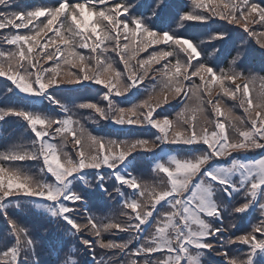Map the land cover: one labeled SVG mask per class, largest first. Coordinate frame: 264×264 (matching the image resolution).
Masks as SVG:
<instances>
[{"label": "snow or ice", "instance_id": "snow-or-ice-1", "mask_svg": "<svg viewBox=\"0 0 264 264\" xmlns=\"http://www.w3.org/2000/svg\"><path fill=\"white\" fill-rule=\"evenodd\" d=\"M12 3L13 0H0V8L6 9L0 12V30H16L11 31V34L8 32L0 34V43L13 46L14 49L7 55L0 53V77L10 80L22 92L31 95H41L54 85L77 84L90 80L103 85L108 90V94L103 97L106 101L109 100V96L124 95L131 87H137L146 79H157V75L166 77V80L162 81L163 88L159 93L152 92L143 103L132 108H114L110 101L107 111L93 103H86L80 107L93 110L101 119L112 118L119 125L151 126L161 134L158 139L162 143L203 144L210 149V156L205 155L194 161L175 160L173 167L160 165L157 173L164 174L161 176L163 187L142 185L136 179L117 175L118 184L139 192L137 200L125 205V208L135 213V215L123 213L128 217L126 223L110 222L98 227L95 222L97 218L87 216L86 223H77L69 216V213L76 209L67 206L60 207L58 214L63 216L77 233L88 229L90 235L100 237L102 231L118 229L133 233L132 238L138 239L143 231L142 225L152 217L156 206L172 198L168 215L157 219L150 238L145 240L139 249L126 253L127 264H143V261L138 260L137 257L150 256H156L154 264H182L189 247L213 251L217 246L203 241L210 240L217 233L222 232L223 228H210L203 217L220 218V208L211 201L208 188L200 186L193 192L189 185L210 158H224L233 152L264 148V95L250 96V84L254 82L255 77L241 75L233 69L228 72L221 71L219 74L214 73L211 68L204 66L206 62H197L198 47L191 41L176 38L174 34H158L150 31L140 20L128 16V8L123 3H116L115 0H83V2L61 0L55 8H39L26 13L8 10ZM163 3L164 0H156L152 9L153 15ZM193 3L198 7L202 6L200 0H193ZM122 16H127V20H122ZM41 17L45 19L40 20ZM211 17L248 31L257 44L264 48V6L258 5L253 0H221L219 10L213 9L210 15L190 14L185 15L183 20L203 23ZM256 25H259V28L255 27ZM21 29L28 31L20 32ZM49 32L53 35L46 42L39 43L38 38L48 36ZM222 38V34L213 37V39ZM108 42H112L111 48H101V45ZM58 44H63L65 47L61 48L57 46ZM162 44L168 45V48L157 49L147 58L137 59L140 52L147 51L153 45ZM50 47L54 51H48ZM36 48H40L41 51L34 55ZM76 48L89 49L91 53H97L98 48L101 52L109 50L115 52L123 64V72L117 71L107 57L102 59L100 55L84 56L75 51ZM181 52L184 53L183 60L180 56ZM170 57L174 58L175 63L169 60ZM161 60L167 63L153 69V62L160 64ZM235 60L234 58L231 63ZM49 61L53 62L54 66L45 67L44 65ZM132 61L136 63L133 64ZM71 68H78L79 71L72 72ZM109 72L112 76L107 75ZM150 73L152 75H149ZM204 74H207L208 79H205ZM125 76L129 82L127 87L122 83V78ZM193 77H198L200 82L197 83ZM226 80L231 81L234 87L225 86ZM186 81L191 83L186 84ZM238 81L244 82L238 83ZM215 82H219L224 96L238 101L244 117L233 115L230 108L221 111V100L212 98L211 86ZM202 94H206L207 99H203ZM191 97L201 100V106L198 108L200 113L205 111L203 105H207L216 115L217 119L210 121L215 125L211 131L203 125H198L195 122V115L191 118L186 115L190 111H196L191 109L187 102ZM178 98L182 100L184 107L175 120L155 118L157 109ZM7 115L23 117L29 123L37 141L40 142L39 158L42 159L47 171L64 188L67 187L66 181L74 173H79L83 169L101 167L115 170L131 153L138 150L151 151L155 146L143 140L125 143L93 137L78 120L71 117L46 120L11 110L4 113V116ZM4 116H0V119ZM221 116L230 125L233 121H239L244 125L243 128H236L239 139H232L226 133L225 123L219 120ZM57 134L64 135L65 143L69 135L72 137L76 162L68 157L62 146L58 148L52 143L43 142L45 137L55 140ZM37 158L33 155L17 154L0 157V198L23 194L54 202L63 195L69 204L78 203L80 198L77 194H64L60 189L44 185L37 187L29 177L22 176L6 166L7 162ZM236 167L243 168L249 177L253 175L257 177L247 191V195L254 199L259 188L264 186V159L255 165H236ZM212 179L215 180L216 177ZM228 187L225 186L226 193ZM248 207L249 204L245 203L235 211L243 213ZM82 243L94 252L95 245L92 241H82ZM227 243L248 245L251 252L244 264H256L255 254L257 251L264 252V222L258 224L252 233L241 235ZM96 244L105 249H119L121 252L127 248L126 244L105 243L100 239L96 240ZM216 254L225 258V264H236L227 252L219 251ZM93 258L95 259V256ZM15 260V252L5 253V259L0 261V264H12Z\"/></svg>", "mask_w": 264, "mask_h": 264}, {"label": "trees", "instance_id": "trees-1", "mask_svg": "<svg viewBox=\"0 0 264 264\" xmlns=\"http://www.w3.org/2000/svg\"><path fill=\"white\" fill-rule=\"evenodd\" d=\"M80 2H83V0H80ZM115 2L123 3L128 8L129 16L134 20H140L150 31L158 34L167 32L169 35L174 34L176 38L190 40L194 46L198 47L200 58L197 62H206L204 66L211 68L216 74L233 69L241 75L255 77L254 82L250 84L251 96L264 95V48H261L257 44L248 31L215 17L208 18L203 23L183 20L185 15L190 14L210 15L213 9L219 10L221 0H200L201 7L193 3V0H164L161 7L156 10L155 15H153L152 9L155 6L156 0H115ZM253 2L264 6V0H253ZM48 3L47 0H13L8 10L26 13L30 10L47 8ZM58 5L59 3L54 4L52 8ZM4 11L6 9L0 8V12ZM44 19L40 18V20ZM35 23H39V21H35ZM255 27L259 28V25ZM11 31L16 30L4 29L0 30V34L4 32L11 34ZM19 31L26 33L28 30L21 29ZM221 34L223 36L222 39H213L214 36ZM52 35L53 33L49 32L48 36L38 38L39 43L46 42ZM92 39L94 40L95 37L93 36ZM57 46L61 48L65 47L63 44H58ZM112 46V42H108L102 45V48H111ZM12 48L13 46L0 43V53L5 55L10 54L14 50ZM161 48H168V45H153L147 51L140 52L137 59L147 58L151 52ZM177 50L179 51L178 48ZM40 51V48H36L34 55ZM48 51H54V49L50 47ZM75 51L84 56L100 55L102 59L107 57L108 60L112 61L113 67L117 71L123 72V64L120 62L119 56L111 50L101 52V50L97 49V53H91L89 49L76 48ZM180 56L183 60L184 53L181 52ZM234 58L236 59L235 62L231 63ZM169 60L175 63L174 58L170 57ZM91 63L94 64L95 61H91ZM132 63L135 64L136 61H132ZM164 63H167V61L161 60L160 64L153 62L152 68H160L161 64ZM50 65L54 66L53 62L49 61L44 66L48 67ZM70 70L72 72L79 71L78 68H71ZM107 75L112 76V73L109 72ZM149 75H152V73ZM204 75L205 79H208L207 74ZM193 79L197 83L200 82L198 77H193ZM165 80L166 77L163 76L157 77L155 81L146 79L142 84L137 86L142 87L141 92H139L138 88L131 87L129 91L121 95L124 97V101L118 102L115 100V96H109V100H104L103 97L108 94V90L103 85L90 80L77 84L54 85L45 90L41 95H31L22 92L10 80L0 77V116H4V113L11 110L24 112L31 116H39L46 120L71 117L74 120H78L81 126L93 137L125 143H133L140 140L147 141L155 145L152 150H155L159 155L157 161L152 163L150 151H135L115 170L109 167L84 169L89 170V172L83 174L87 189L78 178L82 174V171L74 173L69 177L66 181L67 187L64 188L47 171L42 159L39 158L40 142L37 141L29 123L23 117L4 116L3 119H0V157L13 154L38 157L32 160L7 162L6 166L12 171L19 172L22 176L29 177L37 187L44 185L60 189L64 194H77L80 199L78 203L72 205L64 199L63 195L53 202L41 197L19 194L18 196H21L19 198V205L16 207L12 206L9 210L0 214V261L5 259V253L15 252L18 264H89L90 259H93V264H127L126 253L139 249L144 244V241L150 238V233L157 219L168 215L172 198L156 206L157 214L155 215L153 225L139 246L135 244L136 239L132 238L133 233L119 231L118 229L102 231L100 237L90 235L88 229H85L82 233H77L66 222L64 217L57 215L56 212L59 211L60 207L65 206L76 209V211L69 213V216L77 223H86L87 212L92 218H97L95 222L98 227L110 222L126 223L128 222V217L123 215V213L127 212L131 215H135V213L131 209L125 208V205L133 200H137L139 192L136 194L135 199H132L127 193L128 187L117 183V175L124 178L131 177L141 182L142 185L160 187L161 176L164 175L157 173L160 165L173 167V161L175 160L194 161L205 155L210 156V149L207 145L162 143L158 139L161 134L151 126L135 127L119 125L112 118L101 119L93 110L80 107V105L86 103H93L107 111L110 101L114 108H132L143 103L152 92L156 91V93H159L163 88L162 81ZM83 83H90V85L82 87ZM122 83L126 87L128 86L129 82L126 76L122 78ZM185 83L190 84L191 81H186ZM224 83L225 86L234 87L230 81L226 80ZM62 86H68V89L62 88ZM211 87L212 98L214 100L220 99L222 102L221 111L230 108L233 115L244 117L243 109L239 107L238 101L224 96L219 82L213 83ZM52 88L55 90H51ZM132 89H134L133 94L130 93ZM48 94L52 95L55 102L48 98ZM189 96H191L190 93ZM202 98L207 99L206 94H202ZM172 101L169 103H172ZM187 102L190 108L196 111H190L186 115L189 118L195 115V122L198 125L207 127L211 131L215 125L214 123H210V121H215L217 117L210 106L203 105L205 111L200 113L198 111V108L201 106L200 99L191 97ZM183 107L184 103L177 110H173L166 116L169 120H175L177 114L183 110ZM60 109L65 110L67 114H61ZM165 112H168V110L166 109ZM155 118L163 119L165 117H163L162 113H157L155 114ZM219 120L225 123L226 133L232 139L240 138L236 128H243L244 125H241L239 121H233L230 125L228 121L224 120L223 116L219 117ZM182 127L184 126L182 125ZM43 142L52 143L58 148L62 146V150L68 154V157L76 162V153L73 151L72 140L69 136L67 143H65L64 135L61 134H57L55 140L45 137ZM261 150H264V148L233 152L224 158H210L207 165L200 170L189 185L193 192L196 187L200 186L209 189L211 201L220 208L222 222L219 224L215 217L205 216L203 219L212 229L222 227L227 231V235L218 234L208 241L215 246L222 245L223 247L220 250L227 252L229 257L236 261V264H244L245 260L249 258L248 254L251 252V249L248 245L229 244L227 242L241 235L252 233L258 224L264 222V206H262L264 205V186L259 188L254 199L248 196V188L251 183L255 182L257 177L255 175L249 177L243 168L236 167V165L248 166L257 164L260 160L264 159V153L262 157H259ZM126 163L130 167L129 172L131 175H128L127 169H123ZM206 168L210 169L220 180L231 183V201H227V197L219 185L206 179L204 175ZM97 171H101L104 175L103 185L107 189L106 195L101 194L97 187L99 180ZM113 172L117 173V175L114 176ZM195 181L197 183L192 187L191 183ZM119 192L123 193L124 197L122 201L118 197ZM258 196L260 197L255 214L253 217H249V212L257 202ZM83 202L88 203L87 208H84ZM245 203L249 204L245 212L239 213L235 211L237 207ZM4 215L5 217H9L8 222L10 224L2 217ZM18 223L19 229L17 227ZM257 235L259 234L257 233ZM97 239L105 243L126 244L127 248L124 252H121L119 249H105L96 244ZM82 241H92L95 245L94 252L89 247H86ZM94 256L95 259L93 258ZM219 256H204L200 258L199 264H225V258L221 255ZM254 259L256 264H264V252L257 251ZM155 261L156 256H154L151 263L154 264ZM195 262L198 264L197 260Z\"/></svg>", "mask_w": 264, "mask_h": 264}, {"label": "rangeland", "instance_id": "rangeland-1", "mask_svg": "<svg viewBox=\"0 0 264 264\" xmlns=\"http://www.w3.org/2000/svg\"><path fill=\"white\" fill-rule=\"evenodd\" d=\"M243 82L244 81H238V83H243ZM175 104H176V101H172V103H168V104H165V105H167L166 106L167 108H170V107H175ZM165 118L168 119L167 116ZM15 150H17V149H15ZM196 188L194 189V192H195ZM20 197L21 196H18V195H12V196H8L7 198H0V214H3V211L9 210L12 206H14V207L18 206L19 203H20V200H19ZM257 205H258V203L254 204V209L257 208ZM35 207H38V206H35ZM58 212H56L57 215H59ZM254 214H255V210L252 211V212H249V217H253ZM2 217H4V216H2ZM249 217H246V218H249ZM203 242L204 243H210V241H208V240L203 241ZM218 246L213 251H208L207 249H197V248L189 247L188 250H187L186 257L182 261V264H196V262H195L196 260H197V262L199 264L200 258H202L204 256H210V255L214 256V255H216V256L220 257L218 254H216L217 252L221 251L220 250L221 249L220 245H218ZM137 259L138 260H142L143 264H152L151 262L153 261L154 256L137 257ZM16 262H17V258H16V260L14 262H12V264H16Z\"/></svg>", "mask_w": 264, "mask_h": 264}, {"label": "clouds", "instance_id": "clouds-1", "mask_svg": "<svg viewBox=\"0 0 264 264\" xmlns=\"http://www.w3.org/2000/svg\"><path fill=\"white\" fill-rule=\"evenodd\" d=\"M53 162H55V161H53ZM164 186V183H163V181L161 180L160 181V187H163Z\"/></svg>", "mask_w": 264, "mask_h": 264}]
</instances>
